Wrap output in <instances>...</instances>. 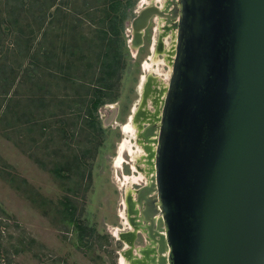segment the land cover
I'll use <instances>...</instances> for the list:
<instances>
[{
    "label": "water",
    "instance_id": "obj_1",
    "mask_svg": "<svg viewBox=\"0 0 264 264\" xmlns=\"http://www.w3.org/2000/svg\"><path fill=\"white\" fill-rule=\"evenodd\" d=\"M179 5L156 187L137 202L155 240L161 214V263L264 264V0ZM157 14L134 19L133 47Z\"/></svg>",
    "mask_w": 264,
    "mask_h": 264
},
{
    "label": "rangeland",
    "instance_id": "obj_2",
    "mask_svg": "<svg viewBox=\"0 0 264 264\" xmlns=\"http://www.w3.org/2000/svg\"><path fill=\"white\" fill-rule=\"evenodd\" d=\"M60 1L61 8L51 30L53 39L57 36L63 39L65 26L83 19L77 26L76 35L93 40L96 25L90 23L91 16H72L74 9H84V0ZM150 1L130 0L119 12L122 22L119 40L125 68L114 98L96 114V126L102 130L95 131V137L87 128L74 142L65 140L57 130L63 127L62 123H67L64 128L68 130L72 118L63 115L68 111V100L64 99L65 103L49 102L47 111L37 116L42 122L33 130L30 125L22 124L10 129L0 122V264H123L132 249L128 241H134L135 251L147 247L149 237L140 230L134 238L135 230L128 221L137 216L133 209L137 207L135 192L148 184L150 168L154 167L148 164L146 156L149 153L144 149L150 146L155 153L154 141L142 138L143 125L153 123L151 120L162 112L161 101L156 112L153 94L159 89L165 96L172 77L173 46L176 45L172 29L167 32V37H162L164 23L160 24L156 17L150 20L144 32L143 45L131 46L132 23ZM166 1L159 0L157 4L161 7ZM9 3L18 8L16 14L19 15L14 17H18L25 34L35 37L38 43L41 35L34 21L41 15L42 2L33 7L23 6L24 0H10ZM54 11L55 8L49 14ZM4 17L10 22L6 0H0V80L3 79V57L8 45V38L3 41V34L12 33L7 23L3 25ZM27 24L33 25V31L26 28ZM155 60H158L157 65ZM18 61L24 69L30 67L28 59ZM147 65L151 66L150 70ZM49 88L55 94V100L64 95V87L57 86L54 81ZM28 91L29 85H24L20 90L21 97L25 99ZM26 104L19 102L18 115L27 108ZM2 107L3 96L0 95V113ZM140 109L155 114L140 120L139 114L143 115ZM134 121H137L136 136L126 130ZM42 124L48 125L46 131L42 130ZM73 155L83 157L81 171L84 176L56 178L51 169L65 160H72ZM89 171L90 178L86 176ZM136 179L141 181L135 182ZM66 198L75 205L78 223L87 229L84 241L88 240V243L84 246L80 242V231L67 226L63 220L62 203ZM128 262L124 264H130Z\"/></svg>",
    "mask_w": 264,
    "mask_h": 264
},
{
    "label": "trees",
    "instance_id": "obj_3",
    "mask_svg": "<svg viewBox=\"0 0 264 264\" xmlns=\"http://www.w3.org/2000/svg\"><path fill=\"white\" fill-rule=\"evenodd\" d=\"M24 1L26 3H22L23 6L31 7L35 3L42 2L41 15L34 21L41 38L36 43L35 37L25 34L18 17H14L19 15V13L16 14L18 8L15 5H9L10 0H6L7 16L10 22L4 17L3 25L7 23L12 33L3 34V41L8 38L6 40L8 45L6 55L3 57V79L0 80V95L3 96L0 122L3 121L4 126L10 129L18 128L22 124L30 125L33 130V127L42 122L37 116L47 111L49 102L54 100L65 103L62 101L64 99L68 100V111L63 115L72 118L68 130L64 128L67 123H62L63 127H58L61 129L57 128V130L65 140L70 139L74 142L77 136L87 128L91 129V135L95 137V131L102 130L96 126V114L108 100L114 98L115 90L121 80V72L125 68L119 40V24L122 23L119 12L130 0H84V9L72 11L73 17L91 16L90 23L96 25L95 37L91 41L76 35L77 26L83 19L66 23L63 39H60V36L53 39L51 30L54 27L55 15L61 8L60 0H45L46 2L34 0V5L33 0ZM53 8L55 11L50 15L49 12ZM26 28L32 31L34 29L31 24H27ZM24 58L30 61V67L27 69H24L18 61ZM52 81L57 86L64 87V95L59 96L57 100L49 88ZM24 85H29L25 99L20 95ZM21 101L27 103V108L18 115L16 110ZM10 115L13 117L10 118ZM51 116L54 114L51 113ZM41 126L43 131L48 129V125ZM86 152L88 153V150ZM82 158V156L73 155L72 160L56 164L51 169V173L59 179H70L71 175L84 176L81 171ZM86 176L90 178L91 171ZM62 204L65 224L76 227L80 231L81 244L86 245L88 240H84L87 229L78 223L75 205L68 198Z\"/></svg>",
    "mask_w": 264,
    "mask_h": 264
},
{
    "label": "bare ground",
    "instance_id": "obj_4",
    "mask_svg": "<svg viewBox=\"0 0 264 264\" xmlns=\"http://www.w3.org/2000/svg\"><path fill=\"white\" fill-rule=\"evenodd\" d=\"M175 1V11H173L172 12V18L173 19H179L178 20V25H177V28H178V26H179V22H180V5H179V0H174ZM157 2V1H156ZM148 3V2H147ZM151 5H155L154 4V0H151L150 1V3H149V5H147V6H151ZM167 5V4H166ZM158 7V6H157ZM159 9H160V7H158ZM165 9H167V6H165L164 7ZM162 12H163V14H157V15H155V16H157V17H160V18H163V17H166V18H168L169 17V15H167V13L164 11V10H162V9H160ZM154 16V17H155ZM170 18V17H169ZM176 28V27H175ZM176 28V29H177ZM176 33V32H175ZM175 38V40H176V36L174 37ZM177 44H178V29H177ZM176 44V43H175ZM177 44L176 45H174L173 46V52H174V56H173V59H174V61L172 60V64H174L175 63V59H176V54H177ZM131 46L133 47V44H132V42H131ZM172 48V47H171ZM171 51V50H170ZM172 52V51H171ZM169 54H170V52H168ZM158 60H155V64L157 65V62ZM174 62V63H173ZM155 66V65H154ZM148 70H150V68H151V66L150 65H147V67H146ZM172 72H173V69H172ZM170 85V84H169ZM168 88H169V86H168ZM168 88H167V90H166V92H165V96L164 95H162V98H161V102H162V100L165 98V100H164V104H163V108H162V113H161V119H160V123H157V124H155L157 127H151V128H149V129H147V132L146 133H143V138L145 139V140H150V139H153L154 140V146L156 147V152L154 153L153 152V150H152V147H150V146H147V147H144V149H145V151H146V153L148 154V164L150 165V166H152V165H154V167H153V169L152 170H150L149 171V173H150V177H149V179H150V181H149V183L146 185L147 187H149V186H151V185H155V187H156V178H157V171H156V155H157V149H158V142H159V135H160V127H161V123H162V117H163V111H164V106H165V103H166V98H167V92H168ZM159 101V102H160ZM161 107V106H160ZM160 109V108H159ZM135 116V115H134ZM138 118V117H137ZM147 122V121H146ZM136 123H137V121H134V122H131L130 123V125H128L127 126V128H126V130L128 131L129 130V132L130 131H132L133 132V134L135 133V128H136ZM150 124H152V123H149V125ZM156 130H157V133L155 134V132H156ZM139 131V130H138ZM140 132V131H139ZM145 134V135H144ZM134 136H136V134H134ZM151 136H153V137H151ZM139 138V137H138ZM125 143L126 142H124V145H122V149H121V153L123 152V150H124V146H125ZM148 143H150V142H148ZM141 149V148H140ZM148 151V152H147ZM137 158V157H136ZM152 171V172H151ZM153 174V175H152ZM140 178V177H139ZM141 179V178H140ZM134 180V179H133ZM143 180V179H142ZM136 181H138V182H140L139 181V179L137 180H135V182ZM135 182H133V184L135 183ZM140 190H138L137 192H135V200L134 201H136V202H134V204H136L137 206H139V208L137 209V207L136 208H134V210L135 211H137V216H136V218H134V219H132L131 217H130V219H129V223H130V225H131V227H133V230H135V232L133 233V237L135 238V236H136V234L138 233V231H145L146 229H149L150 227H151V222H149V221H147L146 219H145V217L143 216V214H141L142 213V211L145 209V207H144V203H138L137 202V199H138V192H139ZM129 196H132L131 195V193H130V195ZM133 197V196H132ZM132 200H133V198H131ZM130 199V200H131ZM126 207H128V206H126ZM129 208V207H128ZM141 208V209H140ZM137 209V210H136ZM159 219H161V214H156L155 216H154V233H155V237L157 238V240H155L153 237H151V235L149 234V237H150V239H151V241H156L158 244H159V237H158V235H157V233H161V230H157L156 229V224H157V222H158V220ZM137 220H140V222H138ZM144 223H146V225L144 224ZM150 231V230H149ZM129 245H130V247L131 248H133V244L130 242V241H128L127 242ZM156 244V243H155ZM153 247H155V245L153 244ZM156 248V247H155ZM154 248V249H155ZM153 249V250H154ZM140 250V249H139ZM142 250V249H141ZM167 251H168V248H167ZM141 252V251H140ZM139 252V253H140ZM157 253H158V255H159V264H168V262L165 260V262L164 263H161L162 261H161V259L163 258V257H165V258H167V255H164V254H160L159 253V250L157 249ZM155 255V254H154ZM153 255V256H154ZM128 256V255H127ZM140 256H144V254L143 253H140ZM139 257V256H138ZM137 257V258H138ZM125 258H126V256H125ZM125 258H123L124 260H126ZM132 258H134V257H132ZM164 258V259H165ZM127 261V260H126ZM126 261L124 262V263H126ZM145 261V260H144ZM151 261V260H150ZM131 262H132V260H131ZM148 262V261H147ZM123 263V264H124ZM129 263V262H128ZM132 264H133V262H132ZM153 264V263H152Z\"/></svg>",
    "mask_w": 264,
    "mask_h": 264
},
{
    "label": "flooded vegetation",
    "instance_id": "obj_5",
    "mask_svg": "<svg viewBox=\"0 0 264 264\" xmlns=\"http://www.w3.org/2000/svg\"><path fill=\"white\" fill-rule=\"evenodd\" d=\"M159 2V0H157V2H156V0H154V4L156 5V6H158V3ZM167 4V5H166ZM149 5V4H148ZM165 6H167V9H165L164 7ZM158 7H160V6H158ZM172 7V8H171ZM160 9H162V10H164L166 13H167V15H169V17L168 18H166V17H163V18H160L159 17V19H160V24H162V23H164V25H163V30H164V32H163V34H162V37H167V32H169V29H172V31H173V37H175L176 36V41H177V25H178V20L177 19H173L171 16H172V12L173 11H175V1L174 0H167L165 3H164V5H162L161 7H160ZM157 16H155V17H153V18H156ZM177 29H176V28ZM175 32H176V35H175ZM176 44H177V42H176ZM163 48H161V50H162ZM170 50V49H169ZM169 50H167V55H168V51ZM159 51V50H158ZM163 52V51H162ZM167 58L170 60V58H169V56H167ZM174 63V62H173ZM173 66H174V64H172ZM173 69V68H172ZM159 90V89H158ZM154 90V94H153V100H154V104H155V107H156V112H157V106H158V104L160 103L159 101L161 100V98H162V90ZM156 97L158 98L157 100H156ZM161 97V98H160ZM164 100H165V98L162 100V102H161V106L163 107V104H164ZM141 110V109H140ZM140 110H139V112H140ZM141 112L143 113V115H141V114H139V119L140 120H144L145 118L146 119H148L149 117H152L153 116V114H155V112L154 113H149L146 109L145 110H141ZM161 113L162 112H159L158 113V116H157V118H153L151 121L153 122L152 124H147V123H145L144 125H143V129H144V131H143V133H146L147 132V129H149V128H151V127H157L155 124H157V123H160V119H161ZM143 116H145V117H143ZM139 127H140V125H139ZM157 133V130H156V132H155V134ZM145 135V134H144ZM151 137H153V136H151ZM143 138V137H142ZM144 139V138H143ZM153 140V139H152ZM154 141V140H153ZM144 144V143H143ZM142 144V145H143ZM155 152H156V147H155ZM147 158H148V156H146ZM148 160V159H147ZM151 167V166H150ZM150 170H152L151 168H150ZM152 172V171H151ZM150 174V173H149ZM153 175V174H152ZM149 181H150V179H149ZM149 183V182H148ZM146 186V185H145ZM144 186H141V188L140 189H142ZM139 189V190H140ZM134 200V199H133ZM136 205V204H135ZM137 207H139V206H137ZM133 209H134V207H133ZM141 209V208H140ZM142 214V213H141ZM145 225H146V223H145ZM144 233H146V235L149 237V234H150V231H149V229H146L145 231H143ZM138 234H139V232H138ZM137 235V234H136ZM136 238V237H135ZM132 243H133V248L127 253V255L128 256H126V258H127V260L130 262V264H132V262H133V264H159V255H158V253H157V249L159 248V244L156 242V241H151V239H150V237L148 238V245H147V247H145L144 249L143 248H141L140 250H137V251H135L134 250V241H132ZM156 243V244H155ZM146 244V243H145ZM153 244L155 245V247H153ZM131 248V247H130ZM155 248V249H154ZM154 249V250H153ZM141 251V252H140ZM143 253L144 254V256L142 257V256H140V253ZM155 254V255H154ZM154 255V256H153ZM166 255V254H165ZM139 256V257H138ZM132 257H134V258H132ZM138 257V258H137ZM131 260H132V262H131ZM145 260V261H144ZM151 260V261H150ZM148 261V262H147Z\"/></svg>",
    "mask_w": 264,
    "mask_h": 264
}]
</instances>
